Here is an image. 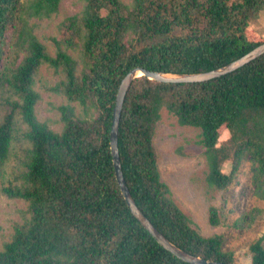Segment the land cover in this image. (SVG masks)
Masks as SVG:
<instances>
[{
    "label": "trees",
    "instance_id": "16d2710c",
    "mask_svg": "<svg viewBox=\"0 0 264 264\" xmlns=\"http://www.w3.org/2000/svg\"><path fill=\"white\" fill-rule=\"evenodd\" d=\"M85 1L81 13L59 23L50 54L30 19L57 13L61 0H0V168L18 117L30 142L22 183L1 187L28 202L29 216L0 249V264H191L154 238L121 192L110 147L117 92L136 66L197 73L243 56L264 42L247 36L264 0ZM42 64L64 74L51 87L69 101L58 106L64 126L57 133L36 112ZM162 109L201 130L211 186L227 188L250 161L252 183L264 198V54L207 81L135 78L118 129L122 169L138 208L185 251L235 264L224 236L203 234L161 178L154 136ZM208 209L209 222L219 225V210ZM250 250L251 264H264V236Z\"/></svg>",
    "mask_w": 264,
    "mask_h": 264
},
{
    "label": "rangeland",
    "instance_id": "374dc122",
    "mask_svg": "<svg viewBox=\"0 0 264 264\" xmlns=\"http://www.w3.org/2000/svg\"><path fill=\"white\" fill-rule=\"evenodd\" d=\"M85 5V0H61L57 13L50 17L30 19L35 25L36 35L50 54L55 52L51 38L60 36L59 23L66 17L81 13ZM247 36L254 41L264 40V9L260 17L248 25ZM68 52L79 59L76 50L68 49ZM80 68L79 64L78 71ZM63 78L62 71L57 72L47 64H42L34 83V88L41 95L36 105L38 118L46 121L56 133L64 126L58 106L69 101L63 94L52 91L51 87ZM73 105L77 115L84 117L83 107L78 103ZM25 129V124L18 117L8 157L0 168V249L11 239L15 226L24 223L29 216L27 201L10 198L1 190L2 186L22 183L30 149ZM220 130L222 138H225L227 133L222 127ZM155 131L154 143L158 151L161 178L168 184L174 200L203 234L219 233L224 236V250L234 252L235 264H251L250 245L264 236V198L257 193L258 189L252 183L250 161L241 165L231 185L225 189L216 188L206 178L208 163L199 128L179 124L175 116L162 109ZM224 169L229 170L230 164L226 163ZM209 206L219 210V225L209 222ZM245 214L248 220L242 223L240 220Z\"/></svg>",
    "mask_w": 264,
    "mask_h": 264
},
{
    "label": "water",
    "instance_id": "95a60500",
    "mask_svg": "<svg viewBox=\"0 0 264 264\" xmlns=\"http://www.w3.org/2000/svg\"><path fill=\"white\" fill-rule=\"evenodd\" d=\"M264 54V42L258 46L252 48L249 52L239 57L238 59L220 66L218 68L197 72V73H173L164 71H151L140 66H136L131 69L121 80L119 89L116 96V101L113 109V119L112 126L110 130V147L113 158V163L115 167V174L117 181L119 183L121 192L126 199L129 206V210L133 215L141 222V224L154 236V238L167 250L172 252L177 257L182 260L189 262L191 264H224L222 261L210 260L200 257L198 255L191 254L184 249L180 248L178 245L173 243L168 239L162 232H160L155 225L150 221V219L145 215V213L140 210L136 204L130 189L127 185L124 172L122 169L121 157L119 152V125L121 114L123 110V105L125 101L126 94L131 86L133 80L139 76H147L149 79L166 82V83H187V82H201L207 81L215 77L225 75L237 68L245 65L251 60Z\"/></svg>",
    "mask_w": 264,
    "mask_h": 264
}]
</instances>
